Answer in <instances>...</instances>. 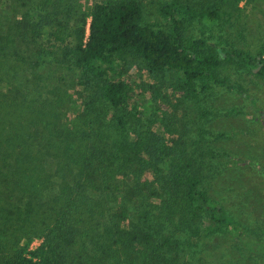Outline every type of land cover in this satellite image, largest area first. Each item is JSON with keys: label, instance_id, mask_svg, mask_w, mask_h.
<instances>
[{"label": "trees", "instance_id": "1", "mask_svg": "<svg viewBox=\"0 0 264 264\" xmlns=\"http://www.w3.org/2000/svg\"><path fill=\"white\" fill-rule=\"evenodd\" d=\"M78 1L12 0L18 13L5 30L0 25V264H160L176 245L171 232L156 230L165 225L189 230V244L243 236L223 196L209 193L238 192L213 178L221 167L206 150L210 134L199 132L200 144L181 141L179 126L158 108L176 139L139 130L121 76L130 54L150 75L175 73V87L197 100L223 86L244 94L220 73L231 67L264 79V54L185 43L183 31L195 17L216 21L248 0H203L198 13L167 0L159 6L167 31L147 23L139 0H93L88 12ZM48 65L76 74L80 106L69 121L71 96L61 76L40 72Z\"/></svg>", "mask_w": 264, "mask_h": 264}, {"label": "rangeland", "instance_id": "2", "mask_svg": "<svg viewBox=\"0 0 264 264\" xmlns=\"http://www.w3.org/2000/svg\"><path fill=\"white\" fill-rule=\"evenodd\" d=\"M92 1L80 0L77 8L88 12ZM139 1L147 23L153 29L167 31V21L159 13V6L167 0ZM182 3L196 13L206 7L203 0H184ZM15 13L18 11L12 5V0H0V25L3 30ZM183 40L185 43L199 40L206 46L218 44L223 50L232 47L251 54H264V0L242 2L239 10L230 15L221 11L216 21L195 17L184 24ZM125 60L121 79L131 89L133 100L130 105H135L132 115L134 119L139 117V123L143 125L139 124L138 129L167 136V140L168 137L176 139L179 136L177 138L181 141L187 138V142L196 141L199 144V132H208L210 138L206 139L210 140V144L206 150H210L215 164L221 167L213 178L220 181L222 188L228 189L229 185L238 190L234 193L225 190L226 193H222L221 188L210 187L209 193L218 200H222L219 196H223L222 205L233 221L241 226L243 236L222 233L204 237L202 233V239L189 244L190 232L182 225L176 230L174 226H159L156 230L164 234L171 232L176 242L174 251L166 252L159 263L264 264V79L229 67L221 71V76L226 79L227 85L241 87L244 94L228 91L223 86L209 90L204 96L198 95L200 99L197 100L175 87V73L164 71L150 75L141 59L127 54ZM16 67L24 73L19 63ZM40 72L52 79L61 76L63 90L70 94L72 103L65 120L73 119L80 106L74 96L80 90L75 86L78 82L75 72L55 65H48ZM156 93L158 99H155ZM162 99L165 105L161 106ZM167 106H175V109H166ZM157 108L162 112L166 110L168 121L174 122L172 129L179 126L177 136L166 135L158 119L160 114ZM231 108L240 110L242 114L227 113ZM200 122L204 124L203 127L198 125ZM132 124L135 126L136 123L130 118L128 126ZM219 134L226 136L216 138ZM133 137L134 132L129 131V140ZM144 178H149L148 174ZM37 244L38 241L34 240L31 247ZM105 250L104 247L103 252Z\"/></svg>", "mask_w": 264, "mask_h": 264}]
</instances>
